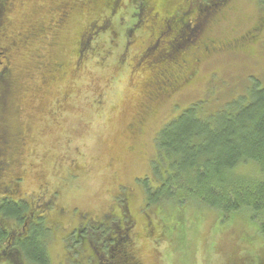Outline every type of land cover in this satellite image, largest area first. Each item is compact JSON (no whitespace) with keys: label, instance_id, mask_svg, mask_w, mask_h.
I'll use <instances>...</instances> for the list:
<instances>
[{"label":"rangeland","instance_id":"374dc122","mask_svg":"<svg viewBox=\"0 0 264 264\" xmlns=\"http://www.w3.org/2000/svg\"><path fill=\"white\" fill-rule=\"evenodd\" d=\"M182 1L166 0L163 7L171 14ZM120 2L108 15V28L96 34L88 49H79L80 54L77 41L97 15L68 12L65 0H20L6 14V32L28 40L11 58L12 89L7 102L0 105L6 107L4 121L9 126L2 130L10 138L24 141L19 197L34 201L39 194L44 198L41 204L52 205L45 212L52 227L46 244L49 264H74L67 247L77 241L79 232L70 237L72 231L83 225L87 229L92 220L101 222L112 215L120 218L121 194L127 198L133 222L130 235L140 263L169 264L172 256L164 249L169 240L161 236L164 227L149 213L155 228L148 237V218L142 208L144 186H155V171L165 176L164 164L157 157L156 136L189 105L199 103L198 112L215 114L247 98L257 85L264 87V33L252 43L243 39L244 32L264 16L261 0H232L226 5L207 25L206 36L214 39L216 50L207 52L194 69L189 68L192 75L176 93L161 96L142 81L161 65L156 58L157 63L146 69L143 56L155 43L150 58L161 53L167 48L162 43L167 37H158L160 23L138 17L148 0ZM63 11L66 19L56 30L54 25ZM30 25L32 34L26 28ZM56 66L63 71L54 73ZM136 123L141 129L133 134ZM253 170L250 164L239 168L242 173ZM190 216L171 238L188 244V249L181 245L182 253L187 252L184 264L264 263V237L258 238L249 228L246 215L219 219L216 212L202 209ZM259 248L263 249L261 256ZM246 253L249 256L239 263ZM86 256L81 253L83 259ZM0 264L4 263L0 260Z\"/></svg>","mask_w":264,"mask_h":264},{"label":"trees","instance_id":"16d2710c","mask_svg":"<svg viewBox=\"0 0 264 264\" xmlns=\"http://www.w3.org/2000/svg\"><path fill=\"white\" fill-rule=\"evenodd\" d=\"M120 1L65 0L68 12L81 10L97 15L77 41L78 50L88 49L96 34L108 28V15L118 8ZM164 1L148 0V5H141L139 9L140 20L147 18L149 23H160L158 37H167L162 41L167 48L160 50L161 53L157 52V56L150 58V48H156L157 43L148 49L143 56L144 65L150 69V64L159 61L161 66L169 65L155 66V70L186 68L184 71L189 72L183 73L182 77L187 79L192 75L189 68L194 69L206 58L207 52L216 50L214 39L206 36L207 25L210 26L232 0H183V5L175 8L174 12L172 10L171 14L164 9ZM17 2L20 0L10 1L8 8L5 4L0 7L3 15L6 10L5 30L9 21L6 14L13 11ZM259 3L264 5V0ZM104 12L106 14L102 15ZM98 18L102 20L97 21ZM193 20H197L198 26L187 28ZM26 28L32 34L33 26ZM175 31L183 38L175 41L172 38ZM256 31L259 36L264 33V16H259L253 26L243 33V39L255 42L259 39L258 34L255 40L248 37ZM10 38L15 45L10 52L12 58L28 39H20L19 34L10 35ZM0 47L9 48L4 44H0ZM192 50L197 51L191 53ZM182 52L184 54L179 56ZM10 66L0 71V105L7 102L6 97L12 89V61ZM62 71L61 66H56L54 73ZM198 106L199 103L189 105L159 131L155 148L158 159L164 164L165 176L155 171V186L143 188L142 208L144 216L148 218L146 235L150 237L154 233L155 227L149 217V213H153L164 227L161 236L169 240L168 244L164 242V249H167L169 257L172 256L168 259L169 264H184L182 261H185L187 254L186 251V254L182 253L184 241H173V235L183 227L182 223L188 219V215L195 217L202 209L216 212L219 219L242 213L250 221L249 228L256 236L264 237V87L257 85L247 98H240L215 114L198 112ZM5 108H0V260L4 264H49L46 244L52 227L46 220L45 212L52 205L46 202L41 204L44 198L39 194H35L34 201L18 195L23 182V168L19 169V166L24 141L10 138L3 131L9 126L4 121ZM14 144L16 148H13ZM247 164L253 166L254 170L240 172L239 168ZM39 191L43 195L42 190ZM121 196L120 211L123 212L120 218L112 215V218L108 216L101 222L92 220L87 229L83 225L72 231L70 237L74 236L75 231L79 232L77 241L69 247L71 249L67 247V253L74 256V264H83V260L84 264H141L130 235L133 222L127 210V198L123 194ZM84 231L87 233L83 234ZM185 246L189 248L188 244ZM82 252H86V259L81 257ZM262 252V248L257 251L260 256ZM243 263L250 264L251 261Z\"/></svg>","mask_w":264,"mask_h":264},{"label":"flooded vegetation","instance_id":"af4514ba","mask_svg":"<svg viewBox=\"0 0 264 264\" xmlns=\"http://www.w3.org/2000/svg\"><path fill=\"white\" fill-rule=\"evenodd\" d=\"M10 1L11 2H15L16 0H0V7L1 5L3 6V4H5L6 8H8L10 6ZM12 4V3H11ZM6 12V10H5ZM5 12L4 15L2 14V11L0 10V44H4L5 46H8L9 48L6 49H2L0 47V71L1 69H5L7 70V68L10 66L11 64V53L12 50L14 48V42L12 41V39L10 38V34H8L6 32V30L4 29L5 26ZM67 16V12L63 11L60 13V15L58 16V19L55 23L54 26H56V30L59 29L58 26H60L62 24V22L66 19ZM4 18V21H3ZM163 25V24H162ZM198 26V22L197 20H193L190 22L189 26H187V28H196ZM179 30V29H178ZM177 30V31H178ZM177 31H175L174 33H172V38L174 37V40L177 41L178 39H182L183 36L182 34L176 33ZM256 32H252V35H249L248 39H257V34L259 36V33ZM263 35L260 34V36ZM259 36V38H260ZM83 42V38L81 39ZM9 43V45H8ZM147 50V48H146ZM145 50V51H146ZM11 52V53H10ZM79 54H80V50H78ZM180 68V67H177ZM149 71V70H148ZM184 71V70H183ZM154 72H156L154 75L151 73H147L146 77L148 76V78L142 80L144 82H148L146 83V86L148 84H150L149 88H154V91H156V93L158 94V96H161L163 94H174L176 93V89L183 84L186 79H183L182 77V71H179L178 69L173 68L172 70H168V71H161V70H154ZM150 75V77H149ZM142 87V86H140ZM139 87V89H140ZM143 89V88H142ZM159 89H160V93H159ZM148 91V90H147ZM149 93V91H148ZM138 124L141 123L137 122ZM134 124L132 126V131L133 134L135 132L138 133V130L141 129V126H139L138 124ZM137 126V127H136Z\"/></svg>","mask_w":264,"mask_h":264},{"label":"bare ground","instance_id":"6f19581e","mask_svg":"<svg viewBox=\"0 0 264 264\" xmlns=\"http://www.w3.org/2000/svg\"><path fill=\"white\" fill-rule=\"evenodd\" d=\"M159 48H160V46H159Z\"/></svg>","mask_w":264,"mask_h":264}]
</instances>
